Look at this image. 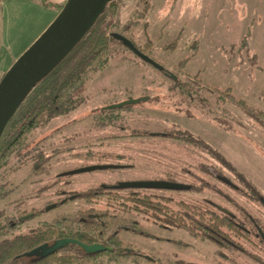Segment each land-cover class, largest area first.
Segmentation results:
<instances>
[{"label": "rangeland", "instance_id": "1", "mask_svg": "<svg viewBox=\"0 0 264 264\" xmlns=\"http://www.w3.org/2000/svg\"><path fill=\"white\" fill-rule=\"evenodd\" d=\"M20 1L1 18L10 21L12 31L7 29L0 38V56L9 40L13 49L24 52L59 13L47 1L46 6H41L43 0ZM116 3V13L106 17V32L127 38L162 69L141 60L120 41H110L85 76L80 104L37 124L16 149L20 156L9 155L1 166L0 212L16 203L30 207L37 189L51 186L41 195L39 204L45 203L54 198L58 183L64 194L118 182L195 184L200 191L142 192L169 199L162 201L169 211L180 201H214L241 221L257 242L255 232L264 233V208L255 201L264 198V0ZM3 61L0 57V78L11 66L4 70ZM228 94L246 101L255 112L244 111ZM128 99L140 101L101 112ZM191 136L205 143L197 145ZM219 154L230 168L220 163ZM36 165L47 172L35 177ZM95 166L110 168L74 173ZM81 205L73 199L47 217L64 209L71 215ZM144 212L143 207L130 208L129 222L111 225L119 230L121 241L112 244L118 254L77 255L72 264H261L256 257L264 262V250L253 243L246 241L245 252H234ZM253 220L259 222L257 228ZM122 246L132 254H122Z\"/></svg>", "mask_w": 264, "mask_h": 264}, {"label": "trees", "instance_id": "2", "mask_svg": "<svg viewBox=\"0 0 264 264\" xmlns=\"http://www.w3.org/2000/svg\"><path fill=\"white\" fill-rule=\"evenodd\" d=\"M62 6H59V9ZM116 11V0L107 2L93 26L76 46L29 91L20 103L0 138V169L7 162L9 155L16 153V149L20 148L23 137L32 131L37 124L50 121L57 115L67 113L80 104L79 96L87 72L92 68L95 61L100 60L102 54L108 49L110 41H115L111 34L106 32L105 20L107 16L114 15ZM227 97L242 106L244 111L255 112V110L250 109L252 107L246 101L237 99L232 94H228ZM189 140L197 145L200 143L198 138L192 136ZM24 155L30 157L28 152H25ZM219 159L224 166L230 168L221 156ZM88 196V198H95V194ZM162 201L167 202L169 199L152 197L143 193L142 189H130L131 209L143 207L145 214L156 216L158 220L164 219L169 227L186 230L195 238L208 240L214 244H221L224 236H230V238L237 240L249 239V235L242 225L231 218L198 211L185 203H176V210L169 211L162 208V206L167 205ZM160 212L163 213L164 217H161ZM94 229H92L93 232ZM47 240H50V237H46L42 241ZM24 250L26 249L21 248L17 243L5 246L0 250V264H12L10 261L15 260ZM80 256L88 255L82 254ZM77 258L79 257L56 258L47 256L33 264H72L78 261Z\"/></svg>", "mask_w": 264, "mask_h": 264}, {"label": "flooded vegetation", "instance_id": "3", "mask_svg": "<svg viewBox=\"0 0 264 264\" xmlns=\"http://www.w3.org/2000/svg\"><path fill=\"white\" fill-rule=\"evenodd\" d=\"M128 106H124L122 108H126ZM102 111L108 110L103 108L101 112ZM199 140L201 143H205L202 139ZM219 156L222 157L221 154H219ZM38 167L39 166L37 165L33 167V173L35 174V177L37 176V174L39 175L40 172H47V169L44 171H39ZM64 175L68 174L65 173ZM56 177L60 179L61 177H63V174H57ZM213 177L215 178L214 175L212 176V179H214ZM216 177L218 180H221V182H224L225 184L230 186L226 178L220 175ZM121 184L123 183L118 182L115 184L99 185L83 193L64 194L65 191H63L61 184L58 183V187L56 188V190L52 191L54 192L52 193L54 194V198H50L47 202L42 204H39L42 193L46 191L49 192V190H52L53 187L48 186L47 188H42L41 190L37 189L35 202L30 203V207H25L27 204L22 205L16 203V205H14V207L10 211L0 212V250L5 246H9L14 243H17L21 246V248L26 249L22 253H20L15 260L10 261L12 264H33L41 260L43 257L47 256L63 258L82 254L92 256L95 254L106 252L111 254H118V249L113 248L112 244L115 242V240L118 241L119 230L111 225L118 224V221L120 220H123L124 222H126L125 220H127L129 222L130 189L134 190L130 187L121 188L119 187ZM2 185L3 184L0 185V192H2ZM182 186H185V188L176 191H200L198 190V188L200 187H197V185L195 184H187ZM234 188L236 189L237 187L234 186ZM250 191H253L256 196L257 192L253 188H250ZM131 192L134 193L135 191ZM90 194H95V198H88V195ZM148 195L152 196L151 194ZM218 195L221 197H225L224 195L222 196L221 193H218ZM255 196L250 197L254 200V198H256ZM159 198H164V196L160 195ZM73 199H79L83 205L75 207L71 215L70 209H64L61 213H57L53 217H47L50 212L63 207ZM263 199L264 198L261 197L259 198V200L255 201H258L264 208ZM102 203L105 204L104 208H102L103 206L100 205ZM177 203L185 202L180 201ZM188 205L192 206L198 211L206 212L208 214H217L219 216L235 220L236 222L240 223L246 230L250 239L237 240L230 238V236H224V240L221 241V244L213 243L214 245L222 247L224 249L229 248L234 252H245L243 244L249 242V244L252 245L253 243L255 246L264 250V233H258V231H256L254 237L256 238L257 242H254L251 237L252 234L247 230L245 225H243L241 221H238L234 217L229 215L227 211L223 210L221 208V205L217 204L216 202L214 203V201L204 199L202 203L196 205ZM199 206H203L205 209H201L199 208ZM258 223L259 222L257 220L251 221V224L253 226L255 224L256 228L258 227ZM92 229H94L95 231L93 232ZM107 234L108 236L105 237V235ZM46 237H50V240L42 241ZM80 238L84 239L80 240ZM70 239L76 240L88 246L99 244L102 245L104 249L95 254H87L81 247L76 244H66L62 247L54 248L55 244L58 241ZM82 240H86L88 242H83ZM250 241L252 242L250 243ZM33 250H39L40 253L28 256L27 254ZM122 251V254H132L130 248L126 246H122ZM255 260L261 262V264H264V262H262L257 257Z\"/></svg>", "mask_w": 264, "mask_h": 264}, {"label": "water", "instance_id": "4", "mask_svg": "<svg viewBox=\"0 0 264 264\" xmlns=\"http://www.w3.org/2000/svg\"><path fill=\"white\" fill-rule=\"evenodd\" d=\"M110 0H66L58 15L41 33V35L13 62L0 79V138L15 114L20 103L29 91L52 69H54L76 46L86 32L93 26L105 5ZM141 60L161 70L162 67L151 58L140 52L131 41L119 34H111ZM140 100L128 99L111 105L105 109H119L124 106L139 103ZM110 166L85 167L74 171L84 173ZM119 187L133 189H165L179 190L185 186L166 182H131L123 183ZM66 244H76L87 254H95L104 249L102 245H85L76 240L58 241L54 248ZM39 254L33 250L27 255Z\"/></svg>", "mask_w": 264, "mask_h": 264}, {"label": "crops", "instance_id": "5", "mask_svg": "<svg viewBox=\"0 0 264 264\" xmlns=\"http://www.w3.org/2000/svg\"><path fill=\"white\" fill-rule=\"evenodd\" d=\"M46 1L48 2V4H50L51 8H54L55 11L58 12V10L60 11L59 6L63 5L66 0H44L42 1L41 6H46ZM20 2H16V3H20ZM12 4H15V0H9V1L0 0V38H2V40L4 39V36L6 35L7 29H8L9 34H11V31H12L11 26H10V21L8 20L6 23L4 22V20L1 19L2 17H4L5 13H8L7 15H9V9ZM55 11H54V14H55ZM3 47H4L3 55L0 57H3L4 59L3 63L5 62L4 70H7L8 67L12 65V63L20 56V54H22L23 51L22 49H13L12 45L10 44V40L8 41L7 45ZM7 62H10L8 66H6Z\"/></svg>", "mask_w": 264, "mask_h": 264}]
</instances>
